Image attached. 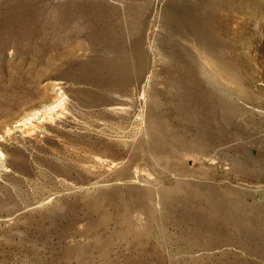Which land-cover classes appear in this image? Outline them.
<instances>
[{
  "label": "rangeland",
  "instance_id": "374dc122",
  "mask_svg": "<svg viewBox=\"0 0 264 264\" xmlns=\"http://www.w3.org/2000/svg\"><path fill=\"white\" fill-rule=\"evenodd\" d=\"M0 264H264V0H0Z\"/></svg>",
  "mask_w": 264,
  "mask_h": 264
},
{
  "label": "bare ground",
  "instance_id": "6f19581e",
  "mask_svg": "<svg viewBox=\"0 0 264 264\" xmlns=\"http://www.w3.org/2000/svg\"><path fill=\"white\" fill-rule=\"evenodd\" d=\"M158 53H159V52H158ZM128 222H129V221H128ZM131 224H132V223H131ZM139 231H140V230H139ZM137 233H138V232H137ZM137 233H136V234H137ZM138 234H139V233H138Z\"/></svg>",
  "mask_w": 264,
  "mask_h": 264
}]
</instances>
